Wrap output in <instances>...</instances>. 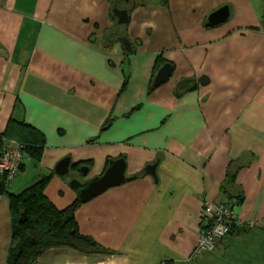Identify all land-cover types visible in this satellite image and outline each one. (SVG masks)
<instances>
[{
	"label": "crops",
	"instance_id": "obj_1",
	"mask_svg": "<svg viewBox=\"0 0 264 264\" xmlns=\"http://www.w3.org/2000/svg\"><path fill=\"white\" fill-rule=\"evenodd\" d=\"M136 2L122 32L128 56L112 36L113 0H0V135L12 121L45 142L41 160L26 159L8 192L50 177L44 195L64 210L78 198L55 175L57 163L90 162L85 177L72 171L84 183L123 157L126 178H138L75 213L79 233L113 255L77 258L264 264V1ZM225 6L228 21L209 25ZM159 57L174 72L149 92ZM201 77L204 86L189 82ZM154 164L155 180L141 176ZM223 196L250 228L192 260L203 201ZM10 237L9 202L0 197V264Z\"/></svg>",
	"mask_w": 264,
	"mask_h": 264
},
{
	"label": "trees",
	"instance_id": "obj_2",
	"mask_svg": "<svg viewBox=\"0 0 264 264\" xmlns=\"http://www.w3.org/2000/svg\"><path fill=\"white\" fill-rule=\"evenodd\" d=\"M116 1L113 0L112 10ZM123 2L119 3L120 9H126ZM112 19L115 28L112 31L114 37L116 21L113 16ZM123 30L125 28L120 27L118 36H126L122 33ZM165 64L167 63L159 57L155 68H161ZM152 90L154 89L151 85L149 92ZM7 143H16L22 146L27 159L37 162L41 160L45 146L41 134L29 126L15 124L12 121H9L4 133L0 135V152L6 148ZM90 164V162L78 163L72 165L71 170L78 172L79 169L90 166ZM144 175L143 172L141 176ZM133 178L137 179L138 176ZM49 181L50 177H44L20 194L14 195L8 192L3 179L0 178V197H6L9 202L11 227L5 264H37L39 259L47 252L61 249L70 250L81 256L104 257L113 255L110 251L100 247L91 238L82 236L79 233L75 219V213L81 206L78 200L64 210L56 209L49 202L44 195V190ZM230 182L232 183V179ZM227 197L232 201L230 196Z\"/></svg>",
	"mask_w": 264,
	"mask_h": 264
},
{
	"label": "water",
	"instance_id": "obj_3",
	"mask_svg": "<svg viewBox=\"0 0 264 264\" xmlns=\"http://www.w3.org/2000/svg\"><path fill=\"white\" fill-rule=\"evenodd\" d=\"M125 0H117L114 8L112 10V16L115 19L116 30L114 32V37L116 41L121 45L122 49L128 56H132L133 48L126 36H118V31L120 27L126 29L131 13L138 7V4L135 1H132L130 7L126 9H120L119 3ZM264 1V0H263ZM230 16L229 8L227 6L218 9L217 11L211 13L207 17V23L209 25L222 24L228 21ZM262 30L264 31V6H263V20H262ZM174 72V66L170 63L163 65L159 71L156 73L153 82L152 88L157 89L158 87L167 83ZM205 77H201L197 80H190L189 82L195 86L199 84L204 86ZM184 83L187 81H183ZM71 160L65 158L61 160L54 168V173L57 177L61 179H69L68 186L69 188L77 194L78 201L80 204H87L96 197L104 194L106 191L112 188L120 187L126 182L135 180V178H126V164L125 159L122 157L117 160L109 161L108 167L105 172L99 176L94 177L91 180H88L84 183L80 182L78 179L73 177V172L71 170ZM155 169L156 164L150 165L145 168L144 174L152 177L155 180ZM88 170L86 168L79 169L78 173L83 177L87 175Z\"/></svg>",
	"mask_w": 264,
	"mask_h": 264
},
{
	"label": "built area",
	"instance_id": "obj_4",
	"mask_svg": "<svg viewBox=\"0 0 264 264\" xmlns=\"http://www.w3.org/2000/svg\"><path fill=\"white\" fill-rule=\"evenodd\" d=\"M27 155L22 146L16 143L9 145L0 152V178L8 188L21 172V167ZM235 203L227 196L220 201H203L201 230L197 245L191 259H197L203 254L212 253L235 229L248 230L250 225L240 224L235 218Z\"/></svg>",
	"mask_w": 264,
	"mask_h": 264
},
{
	"label": "rangeland",
	"instance_id": "obj_5",
	"mask_svg": "<svg viewBox=\"0 0 264 264\" xmlns=\"http://www.w3.org/2000/svg\"><path fill=\"white\" fill-rule=\"evenodd\" d=\"M139 1V0H136ZM125 8H128V4L125 3L123 5ZM61 251H66L62 253ZM69 252V254H65ZM77 254L73 253L72 251L68 250H53L47 252L45 255L42 256L41 259L37 262V264H94L91 263V260L84 259V258H77ZM99 261L100 259H95ZM111 258H106L103 262H109ZM96 261V262H97ZM102 263V262H101ZM100 264V263H99Z\"/></svg>",
	"mask_w": 264,
	"mask_h": 264
},
{
	"label": "bare ground",
	"instance_id": "obj_6",
	"mask_svg": "<svg viewBox=\"0 0 264 264\" xmlns=\"http://www.w3.org/2000/svg\"><path fill=\"white\" fill-rule=\"evenodd\" d=\"M100 264H124V263H120L119 261H116L114 258L111 259L109 262H102Z\"/></svg>",
	"mask_w": 264,
	"mask_h": 264
},
{
	"label": "flooded vegetation",
	"instance_id": "obj_7",
	"mask_svg": "<svg viewBox=\"0 0 264 264\" xmlns=\"http://www.w3.org/2000/svg\"><path fill=\"white\" fill-rule=\"evenodd\" d=\"M132 1H135V2H136V0H125V1L123 2V4L127 3V4L129 5L128 7H130Z\"/></svg>",
	"mask_w": 264,
	"mask_h": 264
}]
</instances>
